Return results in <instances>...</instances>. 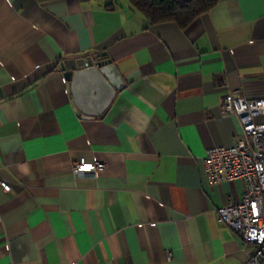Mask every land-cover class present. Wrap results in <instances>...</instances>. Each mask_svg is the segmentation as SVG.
Returning <instances> with one entry per match:
<instances>
[{
    "label": "crops",
    "instance_id": "crops-1",
    "mask_svg": "<svg viewBox=\"0 0 264 264\" xmlns=\"http://www.w3.org/2000/svg\"><path fill=\"white\" fill-rule=\"evenodd\" d=\"M100 57L125 84L82 117L63 71ZM226 90L264 97V0L183 28L127 0H0V264H243L214 208L244 184L209 183L202 160L240 132ZM80 158L103 167L76 176Z\"/></svg>",
    "mask_w": 264,
    "mask_h": 264
},
{
    "label": "built area",
    "instance_id": "built-area-1",
    "mask_svg": "<svg viewBox=\"0 0 264 264\" xmlns=\"http://www.w3.org/2000/svg\"><path fill=\"white\" fill-rule=\"evenodd\" d=\"M84 65L91 62L83 58ZM228 88L224 78L216 82ZM221 112L235 116L240 132L233 144L206 148L203 166L209 183L240 178L244 184L242 196H229L214 208L216 220L236 233L246 247L243 264H264V97L246 98L226 90L221 100ZM103 163L80 158L71 164L76 176L94 174ZM8 183L0 178V188ZM167 258L170 252L167 250Z\"/></svg>",
    "mask_w": 264,
    "mask_h": 264
},
{
    "label": "water",
    "instance_id": "water-1",
    "mask_svg": "<svg viewBox=\"0 0 264 264\" xmlns=\"http://www.w3.org/2000/svg\"><path fill=\"white\" fill-rule=\"evenodd\" d=\"M71 101L82 117L104 114L117 90L125 81L110 58H97L95 63L63 71Z\"/></svg>",
    "mask_w": 264,
    "mask_h": 264
},
{
    "label": "trees",
    "instance_id": "trees-1",
    "mask_svg": "<svg viewBox=\"0 0 264 264\" xmlns=\"http://www.w3.org/2000/svg\"><path fill=\"white\" fill-rule=\"evenodd\" d=\"M149 24L173 21L180 28L210 9L218 0H127Z\"/></svg>",
    "mask_w": 264,
    "mask_h": 264
}]
</instances>
